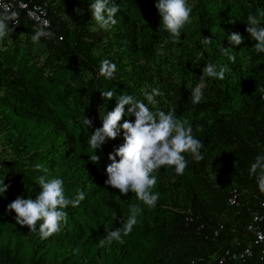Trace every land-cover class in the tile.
Instances as JSON below:
<instances>
[{
	"label": "trees",
	"instance_id": "trees-1",
	"mask_svg": "<svg viewBox=\"0 0 264 264\" xmlns=\"http://www.w3.org/2000/svg\"><path fill=\"white\" fill-rule=\"evenodd\" d=\"M61 2L72 18L66 22L57 8L47 3L50 27L45 30L55 36L40 41L61 66L38 82L32 81L31 86L12 76L0 78V87L13 90L7 101L0 98V126L13 151L10 160L0 162L9 180L0 176V181L10 185L4 193L9 203L17 196L35 199L40 191L37 178L42 175L62 178L68 198L83 191L85 199L78 207H67V225L44 240L38 232L16 224L15 213L7 211L8 204H0V264H204L223 250L250 245L244 226L249 213L258 210L256 200L264 199L250 175L255 157L264 155V53L256 52V41L246 28L248 14L264 10V0H192L197 35L212 39L209 49L217 59L225 60L236 80L229 88L213 82L209 96L199 104L191 102L183 81H174L158 65L162 55L157 48L164 52L172 43L167 31L148 21L139 22L133 6L120 0H114L121 8L117 23L107 31L92 20V0L82 10L74 8V0ZM261 20L264 23V18ZM93 26L97 29L90 30ZM29 28L30 24L20 21L14 30L33 34L35 29ZM232 33L244 38L240 45L230 43ZM221 46L236 57L234 63L222 54ZM106 47L116 48L125 57H110ZM103 59L116 64L113 79L99 75ZM68 63L87 71L89 78L63 73ZM182 63L186 69L181 71L183 76L194 78L187 72L191 61ZM152 88H159L164 95L157 96V103L149 107L154 112L174 110L177 118L187 120L203 144L204 159L197 162L185 153L188 166L180 176L173 167L162 166L154 173L158 183L153 191L160 194L159 200L155 208H148L134 193L123 196L105 183L106 166L111 162L108 154L123 143V131L97 150L101 156L98 164L89 161L94 152L87 139L102 126L100 111H111L116 105L115 97L104 98L101 92L131 94L147 103L142 89ZM84 117L92 119L93 125L77 134L73 123L83 122ZM124 119L134 122L135 117L125 116L121 123ZM37 164L48 172L36 170ZM231 189L242 201L238 209L226 204ZM137 204L143 212L133 232L123 243L113 241L99 247L106 231L121 227L130 214L129 206ZM219 225L222 228L214 237ZM252 250L249 259L222 264H264L257 249Z\"/></svg>",
	"mask_w": 264,
	"mask_h": 264
},
{
	"label": "clouds",
	"instance_id": "clouds-1",
	"mask_svg": "<svg viewBox=\"0 0 264 264\" xmlns=\"http://www.w3.org/2000/svg\"><path fill=\"white\" fill-rule=\"evenodd\" d=\"M154 6L160 16V25L170 34L174 43L178 42L182 29L186 24L191 23L194 5L189 3V0H155ZM0 9H2L0 10V41H3L10 37L14 28L19 25V20L18 14L12 11L9 5L0 3ZM120 10V5L114 0H92L90 3L92 20L99 29L105 31L116 25L115 17ZM261 18H264V10L247 16L246 31L256 41L254 48L257 53H264V23ZM10 23L15 27L10 28ZM49 27L48 21H44L43 26L37 27L31 35L32 42L38 44L41 38H54L55 34L52 31L45 30ZM243 39L239 33L228 36V40L234 45H240ZM211 42V38H203L205 45ZM221 52L228 56L230 61L235 62L236 57L229 53V48L221 46ZM157 53L164 54L162 47L157 48ZM116 70L115 63L103 59L98 72L106 79H113ZM228 71L227 65L207 63L202 69L200 83L191 90V102L199 104L202 101L203 89L206 86L205 78L223 80ZM142 92L147 103L131 94L117 96L111 90L101 92L104 98L115 97L116 105L111 111L103 113L100 111L99 119L102 126L95 128L88 137L87 144L94 152L89 156V161L98 164L101 156L97 155V150L102 149L107 140H115L122 130L123 143L108 154V160L111 162L106 166L105 183L119 190L123 196H127L129 192L134 193L143 205L155 208L160 194L153 191L158 183L154 173L162 166H169L174 168L176 176L183 175L188 166L184 154H190L197 162L202 161L204 157L200 150L203 144L193 135L192 126L188 121L177 118L174 110L167 113L154 112L149 107L157 103V96L164 95L159 88H152L150 91L142 89ZM125 116H134V122L124 119L121 123ZM83 124L88 129L93 125V121L84 117ZM35 169L48 172V169L40 164L35 165ZM250 175L255 177L259 191L264 193V155L255 157V161L250 166ZM37 182L40 191L35 199L17 196L7 205V211L15 213L16 224L27 226L31 233L38 232L40 239L44 240L62 231L68 222V213L65 209L69 206L78 207L85 199V194L83 191H78L74 198H68L64 190V181L59 177L49 178L47 175H42L37 178ZM9 187L10 185L4 183V179L0 181V195H3ZM129 212L127 219L121 221V227L106 231L105 237L98 241L99 247L111 245L113 241L123 243V238L133 232L143 208L139 204L130 205Z\"/></svg>",
	"mask_w": 264,
	"mask_h": 264
},
{
	"label": "rangeland",
	"instance_id": "rangeland-1",
	"mask_svg": "<svg viewBox=\"0 0 264 264\" xmlns=\"http://www.w3.org/2000/svg\"><path fill=\"white\" fill-rule=\"evenodd\" d=\"M52 7H56L59 14L63 17L66 22H69L71 17V12L68 8L62 4L61 0H45ZM88 0H74V8L78 6L79 10L86 7ZM120 2L132 8L134 16L139 22H151L157 28L163 29L160 25V16L157 9L155 8V0H120ZM189 3L193 4L192 0ZM194 5V4H193ZM196 16L194 15V7L191 14V23L186 24L184 29H182L181 38L178 42H173L164 51L162 55V60L158 62L159 67L168 72L170 77L174 81H183L184 91L190 96L191 90L200 83L201 75H203V67L211 62L218 65H227L225 60H220L216 58V54H213L211 49H209L208 44L203 43V37L197 35L196 31ZM32 30V28H29ZM96 30L97 27L93 26L90 30ZM30 31L23 30H13L10 37L5 38L0 41V78L1 76L7 75L12 76L15 80H21L27 86H31L32 81L38 82L40 78L46 76L50 72H55L58 67L61 66L60 60L56 58V55L47 47H45L41 42L34 44L31 40ZM105 40H102V43ZM110 48L109 56H114L118 59H123L125 56L120 53L116 48L106 47L105 50ZM96 53H101L100 49L92 48ZM190 56V59H189ZM179 57V58H177ZM188 59L191 61L190 67L188 68V74L193 75L194 78L187 79L183 76L181 71L186 69L182 67L184 60ZM228 66V65H227ZM229 67V66H228ZM198 70H200L199 75H197ZM77 71V72H76ZM63 73L66 75L75 74L76 77H80L81 80H87L89 75L87 71L83 69H78L73 63H68L63 67ZM195 74V75H194ZM197 75V77H196ZM79 79V78H78ZM215 82L216 84L224 83V86L229 88L236 84L233 72L230 70L225 73V78L212 79L205 78V88L203 89L204 97H208L210 94V88ZM1 85V84H0ZM7 89V91H6ZM0 87V98L8 100L12 88ZM84 101V98L81 99ZM3 104H0V110ZM73 124L75 132L77 134L82 133L85 125L82 121H75ZM1 127V126H0ZM13 156V151L10 148L9 140L4 134L2 127L0 128V162L4 160H10ZM0 176L8 181V171L3 172L2 167H0ZM10 190V189H9ZM0 204H9L8 199L5 195H0Z\"/></svg>",
	"mask_w": 264,
	"mask_h": 264
},
{
	"label": "built area",
	"instance_id": "built-area-1",
	"mask_svg": "<svg viewBox=\"0 0 264 264\" xmlns=\"http://www.w3.org/2000/svg\"><path fill=\"white\" fill-rule=\"evenodd\" d=\"M0 3L7 4L11 7L12 11L18 14V20L31 25L33 29L43 26L44 21L50 19L47 11V2L39 0H0ZM2 10V9H0ZM11 27L15 25L11 24ZM18 26V25H17ZM238 192L231 189L226 197V204L230 208H240L242 201L238 199ZM258 210L249 213L248 220L244 226L245 233L250 236L251 244L236 250H223L218 255H213L211 260L206 261L204 264H222L225 261L239 262L249 259L253 256L252 247L257 249V255L261 260H264V199H257ZM222 226L219 225L214 231V237H217ZM238 245V243H235Z\"/></svg>",
	"mask_w": 264,
	"mask_h": 264
}]
</instances>
